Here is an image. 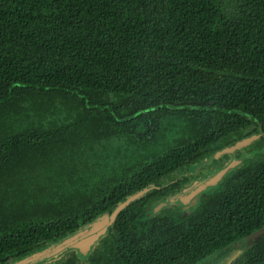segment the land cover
Wrapping results in <instances>:
<instances>
[{"label": "trees", "instance_id": "obj_1", "mask_svg": "<svg viewBox=\"0 0 264 264\" xmlns=\"http://www.w3.org/2000/svg\"><path fill=\"white\" fill-rule=\"evenodd\" d=\"M261 132L264 0H0V264L149 185L86 258L42 264H218L264 226V135L195 209L147 214Z\"/></svg>", "mask_w": 264, "mask_h": 264}, {"label": "water", "instance_id": "obj_2", "mask_svg": "<svg viewBox=\"0 0 264 264\" xmlns=\"http://www.w3.org/2000/svg\"><path fill=\"white\" fill-rule=\"evenodd\" d=\"M263 135L264 132L252 133L238 140L233 145L224 148L225 152L231 154V159L228 161V163L225 166H223L218 170H215L210 178H208L206 181L200 182L197 186H195L196 180H193L185 187V190H190L189 192L171 198L166 201H161L155 207V209L148 212L147 216L152 217L158 214L160 211H162L163 208L167 206H172L179 202H186L191 199H193L194 202H197V197L201 193L217 186L222 181V179L225 177L226 174H228L233 169H236L240 164H242V162L245 160L246 157L253 155V152H249V153L244 152L242 153L241 156H238L237 151L244 150L246 146L257 141ZM154 188L155 185H149L147 187L138 190L134 194L128 196L126 199L121 201L117 205V207L113 209L112 212L93 220L92 222L78 229L76 232L54 243H51L48 246L40 250H37L22 259L15 260L13 263L11 262L9 264H29V263L42 264L45 262L56 260L71 250H76L81 258L83 259L86 258L95 249L97 243L108 234L111 227L114 226V224L116 223L120 213L123 210H125L130 204L142 198L144 195L152 191ZM263 237H264V226L252 232L250 235L238 240L234 244L256 242ZM209 264H216V263H209Z\"/></svg>", "mask_w": 264, "mask_h": 264}, {"label": "rangeland", "instance_id": "obj_3", "mask_svg": "<svg viewBox=\"0 0 264 264\" xmlns=\"http://www.w3.org/2000/svg\"><path fill=\"white\" fill-rule=\"evenodd\" d=\"M243 151V153H249L250 151L248 150H241ZM253 152V156H255L256 150L251 151ZM212 157L202 160L200 161L197 165H195V167H193L192 169H189L188 172L191 174H200V173H205L202 178L200 180H202L203 178H205V181L207 180V176H209L211 174V167H212ZM204 171V172H203ZM212 175H210L208 178H210ZM182 202H180L178 205V209L183 210V204H181ZM185 203V202H184ZM198 202L194 204H190V207H193V209H195L198 205ZM180 207V208H179ZM191 210V211H192ZM248 244L247 243H241V244H234L232 246H229L228 248L217 252L216 254H214L213 256H211V259H215L216 261H218V264H230L235 258L239 257L244 250L248 249ZM14 261H12L13 263ZM32 264V263H29Z\"/></svg>", "mask_w": 264, "mask_h": 264}, {"label": "flooded vegetation", "instance_id": "obj_4", "mask_svg": "<svg viewBox=\"0 0 264 264\" xmlns=\"http://www.w3.org/2000/svg\"><path fill=\"white\" fill-rule=\"evenodd\" d=\"M254 143V142H253ZM250 145H252V144H250ZM250 145H248V146H246L245 147V150H248V151H254V150H249V147H250ZM242 153H243V151H241V150H239V151H237V155L238 156H241L242 155ZM194 180H196V183H195V186H197L200 182H202V180H200V179H194ZM203 181H204V179H203ZM190 190H185V187L183 188V192L181 193V195L182 194H184V193H187V192H189ZM202 194V193H201ZM201 194L197 197V202H199V199H200V196H201ZM197 202H194V200L193 199H191V200H189V201H186L185 203L184 202H182L181 204H183V210H180V209H178V211H180L181 213L182 212H190L191 210H192V208L193 207H190L189 205L190 204H194L195 205V203H197ZM180 203V202H179ZM179 203H176V204H174V205H172V206H174L175 208H178V206H177V204H179ZM180 208V207H179ZM248 244V246H250V242H248L247 243Z\"/></svg>", "mask_w": 264, "mask_h": 264}]
</instances>
